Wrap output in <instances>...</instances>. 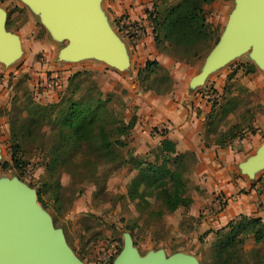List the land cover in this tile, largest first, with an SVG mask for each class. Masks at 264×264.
Instances as JSON below:
<instances>
[{
	"label": "rangeland",
	"instance_id": "obj_1",
	"mask_svg": "<svg viewBox=\"0 0 264 264\" xmlns=\"http://www.w3.org/2000/svg\"><path fill=\"white\" fill-rule=\"evenodd\" d=\"M176 1H148L143 22L146 34L136 38L131 46H124L125 61L114 67L92 57L59 62L58 52L66 41L51 35L25 0H0L4 28L18 44L17 55L11 62L0 61V81L5 92V101L0 106V181L18 179L33 191L38 190L41 203L36 202L37 205L49 215L54 227L61 229L66 244L84 264H113L122 247L123 233L130 234L139 255L161 249L165 256L179 252L196 264H211L210 242L218 228L206 223L201 201L205 187L194 181L195 160L191 151H176L182 154L179 168L185 195L191 198L187 207L178 206L166 212L153 191L144 196L145 201L131 199L127 194L137 174L135 162L140 161L143 163L140 167H144V163L157 164L160 160L159 137L162 131H168L164 127L167 120L160 118L164 106L176 99L199 96L210 112L203 114V143H212L233 123L243 128L251 124L252 114L262 99L261 92L247 86L246 79L250 77L244 76L247 73L242 70L245 64L258 66L249 47L226 58L197 80L237 0H212L202 5L212 40L187 51L154 39L153 24H148L155 14ZM146 60L157 61L159 67L144 71ZM258 67L264 70V66ZM51 70L57 72L63 84L57 98L62 95L88 98L99 94L107 109L109 126L126 124L134 117L127 134L114 135L122 144L114 145L112 157L95 159L82 147L76 151L68 148L66 156L47 170L48 153L56 135L52 125L45 123L39 131L32 129L18 141L14 151L18 166H12L10 153L14 140L8 130L9 113L24 114L26 98L40 103L41 90L34 96L32 87ZM70 76L73 79L68 88ZM224 104H227L225 109ZM260 174H264V165L254 170V176ZM141 189L139 185L138 190ZM252 247L264 253V241L256 244L246 237L243 250L247 252Z\"/></svg>",
	"mask_w": 264,
	"mask_h": 264
},
{
	"label": "water",
	"instance_id": "obj_2",
	"mask_svg": "<svg viewBox=\"0 0 264 264\" xmlns=\"http://www.w3.org/2000/svg\"><path fill=\"white\" fill-rule=\"evenodd\" d=\"M47 30L66 41L60 58L92 57L114 67L125 61L123 47L96 10V0H25ZM250 48L264 66V0H237L234 11L197 74L200 81L226 58ZM18 52L16 38L5 30L0 11V61L11 62ZM264 165V142L241 163L251 174ZM0 264H84L65 242L60 228L36 203L35 192L20 180L0 181ZM113 264H196L189 256L161 249L139 255L128 233Z\"/></svg>",
	"mask_w": 264,
	"mask_h": 264
},
{
	"label": "trees",
	"instance_id": "obj_3",
	"mask_svg": "<svg viewBox=\"0 0 264 264\" xmlns=\"http://www.w3.org/2000/svg\"><path fill=\"white\" fill-rule=\"evenodd\" d=\"M211 1L177 0L164 8L152 19L153 38L166 41L168 45L183 51L196 49L199 44L207 45L209 40H212V34L205 23L202 5ZM195 53L196 51L192 52V54ZM246 65L242 66L244 73L254 70L252 64ZM153 67H159L157 61L146 60L143 70L151 71ZM230 76L231 74L227 75L228 78ZM68 79L70 80L67 85L69 88L73 77L70 76ZM226 105L222 106L223 109ZM22 109L25 111L24 114L11 112L8 118V130L14 140L10 159L12 166L16 167L18 161L14 158V151L18 141L29 135L32 129L39 131L45 123L52 125L56 135V140L48 153V166L45 165L47 170L49 168L51 170L55 162L66 156L68 148L76 151L82 147L85 153L95 159H109L114 155V145L122 144L114 135L127 134L134 123V117H132L126 124L109 126L107 109L99 94L97 97L88 98L62 95L58 96L57 101L44 103L33 102L26 98ZM245 129L253 131L250 124H246L243 128L239 123H233L220 132L212 143L223 145L235 137H241ZM163 134L162 131L161 135ZM181 155L176 152L173 141L166 137L160 138L158 141L159 162L144 163V167H140L143 164L140 161L135 162L138 170L131 182L128 197L145 201L144 196L153 191L166 212H171L178 206L187 207L191 203V198L185 195V184L179 168ZM139 185H142L141 190H138ZM34 192L36 202L41 203L40 192L38 190ZM213 237L210 242L211 264H264V253L258 248L252 247L247 252L242 248L246 237L252 238L256 244L264 241V221L259 217L239 215L213 231ZM246 255L250 258L247 259Z\"/></svg>",
	"mask_w": 264,
	"mask_h": 264
},
{
	"label": "crops",
	"instance_id": "obj_4",
	"mask_svg": "<svg viewBox=\"0 0 264 264\" xmlns=\"http://www.w3.org/2000/svg\"><path fill=\"white\" fill-rule=\"evenodd\" d=\"M148 1L96 0L99 16L108 28L117 34L115 36L123 50L124 46H131V41L117 30L119 19L127 18L143 24ZM57 57L62 63L74 61V59L60 58V52ZM253 67L254 70L244 76L250 77V80L246 79L247 86L261 92L262 99L256 107L258 110L252 114L250 126L253 131L246 129L241 137H235L223 145L214 143L204 145L202 119L204 113H209V109L205 107L199 96L195 99L192 97L187 100L176 99L164 106V112L160 113V118L167 120L168 125L164 127H167L168 131L159 139L166 137L173 141L174 148L178 152L189 150L193 153L194 181L205 187V193L201 198L205 208L203 214L206 223L215 229L224 226L239 215L259 217L264 221V174L254 176V170L251 174H246L241 169V163L264 142V70L254 64ZM251 75L254 78H251ZM41 78L42 76L39 77ZM59 83V88L41 90L40 102L56 100V93L63 86L62 82ZM4 101L5 92L0 81V106ZM216 194L226 198L224 208L218 213L211 208V200Z\"/></svg>",
	"mask_w": 264,
	"mask_h": 264
},
{
	"label": "built area",
	"instance_id": "obj_5",
	"mask_svg": "<svg viewBox=\"0 0 264 264\" xmlns=\"http://www.w3.org/2000/svg\"><path fill=\"white\" fill-rule=\"evenodd\" d=\"M148 24H153L152 19L148 20ZM117 30L122 36L128 38L131 42L136 41V38H141L146 34V29L143 24L137 21H130L127 18H120L117 24ZM139 40V39H138ZM59 79L56 71H51L48 75H43L41 79H37L32 87L34 96L38 95V90H48L59 88ZM226 204V198L220 194L214 196L211 201V208L214 212L221 211Z\"/></svg>",
	"mask_w": 264,
	"mask_h": 264
}]
</instances>
